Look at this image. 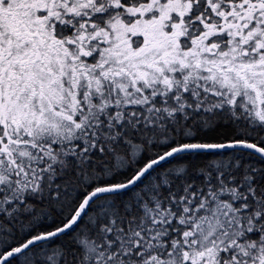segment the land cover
Here are the masks:
<instances>
[{"label":"snow or ice","instance_id":"snow-or-ice-1","mask_svg":"<svg viewBox=\"0 0 264 264\" xmlns=\"http://www.w3.org/2000/svg\"><path fill=\"white\" fill-rule=\"evenodd\" d=\"M0 264H264V0H0Z\"/></svg>","mask_w":264,"mask_h":264}]
</instances>
